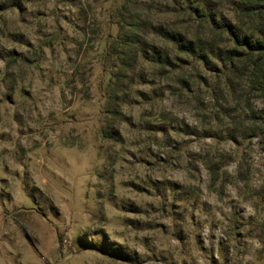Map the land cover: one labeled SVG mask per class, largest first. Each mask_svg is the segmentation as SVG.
<instances>
[{
  "label": "rangeland",
  "instance_id": "374dc122",
  "mask_svg": "<svg viewBox=\"0 0 264 264\" xmlns=\"http://www.w3.org/2000/svg\"><path fill=\"white\" fill-rule=\"evenodd\" d=\"M231 28L264 32L240 0H0V264H264Z\"/></svg>",
  "mask_w": 264,
  "mask_h": 264
},
{
  "label": "trees",
  "instance_id": "16d2710c",
  "mask_svg": "<svg viewBox=\"0 0 264 264\" xmlns=\"http://www.w3.org/2000/svg\"><path fill=\"white\" fill-rule=\"evenodd\" d=\"M242 3V11L245 16L250 18V22L254 23L257 17V20H260L264 24V0H240ZM253 16V17H252ZM232 37L234 38L235 50H226L224 52V57L231 62L234 60L235 52L238 46L243 47L244 43L249 46L252 51L246 53L244 61L252 62L255 67L253 70L257 71L258 68L262 69L264 65V32H259L258 36L255 39L248 38L246 35L240 36L232 28L230 30ZM243 55V54H242Z\"/></svg>",
  "mask_w": 264,
  "mask_h": 264
}]
</instances>
